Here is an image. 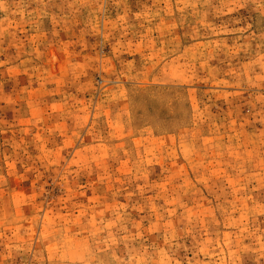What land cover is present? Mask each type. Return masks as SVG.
Segmentation results:
<instances>
[{"label":"rangeland","instance_id":"374dc122","mask_svg":"<svg viewBox=\"0 0 264 264\" xmlns=\"http://www.w3.org/2000/svg\"><path fill=\"white\" fill-rule=\"evenodd\" d=\"M0 264H264V0H0Z\"/></svg>","mask_w":264,"mask_h":264}]
</instances>
